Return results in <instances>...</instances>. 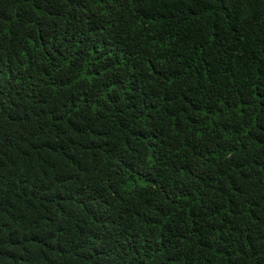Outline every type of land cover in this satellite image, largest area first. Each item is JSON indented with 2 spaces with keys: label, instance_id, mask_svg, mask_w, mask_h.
Returning a JSON list of instances; mask_svg holds the SVG:
<instances>
[{
  "label": "trees",
  "instance_id": "16d2710c",
  "mask_svg": "<svg viewBox=\"0 0 264 264\" xmlns=\"http://www.w3.org/2000/svg\"><path fill=\"white\" fill-rule=\"evenodd\" d=\"M0 264H264V0H0Z\"/></svg>",
  "mask_w": 264,
  "mask_h": 264
}]
</instances>
